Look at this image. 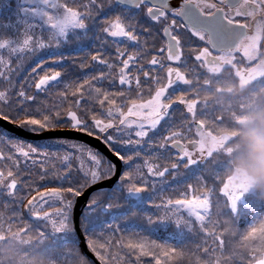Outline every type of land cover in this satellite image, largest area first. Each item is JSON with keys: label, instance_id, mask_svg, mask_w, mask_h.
<instances>
[{"label": "snow or ice", "instance_id": "obj_1", "mask_svg": "<svg viewBox=\"0 0 264 264\" xmlns=\"http://www.w3.org/2000/svg\"><path fill=\"white\" fill-rule=\"evenodd\" d=\"M261 8L264 0H0V215L26 219L58 264H159L138 233L171 238L184 227L180 212L203 230L220 200L245 226L257 223L264 198L222 179L221 163L179 139L178 111L192 105L174 97L190 62L195 71L221 53L260 61L264 36L245 21ZM58 131L93 138L110 155L46 135ZM197 197L209 207H185ZM141 204L175 218L148 214L117 236V218Z\"/></svg>", "mask_w": 264, "mask_h": 264}, {"label": "rangeland", "instance_id": "obj_2", "mask_svg": "<svg viewBox=\"0 0 264 264\" xmlns=\"http://www.w3.org/2000/svg\"><path fill=\"white\" fill-rule=\"evenodd\" d=\"M258 12L260 13V31L255 34L264 36V8L259 9ZM229 57L228 54H220L219 56L222 61L228 60ZM242 65L248 68V70L247 72L244 71L245 69L239 70V72L236 71L237 77L234 73H231L228 65L215 67L208 64L205 68H197L195 71H192V64L190 62L187 68H182V71L189 74V84L174 98L187 100L192 105V111L187 115H182L178 111L177 119L180 123L177 127L182 132L179 139L183 140L185 144L189 146L193 144L198 145L205 150V155H212L214 162H219L223 165L220 171L222 179L229 178L230 180L238 181L242 186L247 185L248 189L254 192L256 196L264 198V185L259 184L254 179L252 167L241 163L232 164L236 155L235 152L230 154V152L235 150L234 144L236 146L239 144L240 133L247 135L249 139L255 138L258 135L261 139L264 138V56L259 61V74H256V77L263 81L260 88L253 86L255 92L249 85L255 78L252 74V68L255 69V67L249 66L244 61ZM245 73L248 74L245 75ZM234 76L237 81L234 80ZM235 82H238L240 87L248 88L250 93L245 92V95H242L241 92L234 90L233 87H236L234 85ZM221 110L229 111L227 115L224 113L220 115ZM233 110L234 112L232 113ZM205 113L217 114L222 119L227 117V122L232 121L236 124L243 121L246 124H251L255 129L248 133L236 131L237 141L230 145L228 140L232 141L234 134H230L231 132L229 131H215L213 126L218 125L220 127L221 124H215L212 127L208 125L204 119H201V116H206ZM22 120L23 118L16 120V122L21 123ZM198 123L200 127L197 126ZM221 123L225 124L224 122ZM229 126H232V123H229ZM223 145L228 146L223 147ZM192 182L194 184L197 183L195 179ZM165 194L170 195L171 193L165 190ZM195 201L199 202L196 204L203 202V209L209 207L206 200L200 201L198 197L189 204H186L185 207L197 209V205L192 203ZM145 211L147 214H151L154 220L175 218L169 215L171 210L153 209L152 212ZM179 217L184 227L178 233L176 229H172L171 238L167 232H150L147 227L138 233L139 237L147 238L148 251L154 257H156L155 254L159 256L156 257L159 260V264H233L234 260H237L240 264H264V216L254 225L245 226L237 217L227 211V205L220 200L219 203L212 206L208 222L205 224L203 230L197 220L187 212H180ZM123 218L118 217L117 219L123 222ZM125 222L129 225L133 223L144 225L146 223L145 219L140 221V219L133 217H129L128 219L126 217ZM27 226L30 227V224ZM184 233H186L185 236H183ZM152 237L161 241L153 240L151 239ZM189 237L195 238L190 239ZM218 238H226V240L215 244ZM186 239L193 240L195 246L190 243L188 246L178 245V243ZM28 244L27 241L23 240V233L19 238H10L4 232H0V250L5 249L8 253H14V250V255H18L19 257V264H52L58 261L56 254L46 244L43 243L36 247L34 246L35 243ZM157 244L163 247L156 249ZM199 244H202L201 248H197ZM210 244H214V247L222 251L223 257H216L209 250L208 246ZM203 247H206L208 250L206 254L202 249ZM217 248L215 249L217 250ZM249 254L250 260L248 259V261L247 256ZM143 264H153V261H144Z\"/></svg>", "mask_w": 264, "mask_h": 264}, {"label": "trees", "instance_id": "obj_3", "mask_svg": "<svg viewBox=\"0 0 264 264\" xmlns=\"http://www.w3.org/2000/svg\"><path fill=\"white\" fill-rule=\"evenodd\" d=\"M233 78H234L235 81H237L236 77H233ZM262 81L263 80L259 79L258 86H257L258 88H260V86L262 85V83H261ZM234 85H236V87H233L234 90H236L238 92H241L242 95H245V92H249L248 88L240 87L238 82H235ZM249 85H250V88L255 92V89L253 88V86L255 87L254 80L251 81L249 83ZM228 111L229 110H221L219 114L222 115V113H224L225 115H227ZM233 112H234V110L232 111V113ZM205 115L206 116H201V119H204L208 125H211V127L213 125H215V124H219V125L221 124L220 127H218V125L213 126L215 131H222V132L229 131V132H231L230 134H234V139L232 141L228 140L230 145L233 142L235 143V141H237L236 140L237 135L235 133L236 131H242L244 133H248L249 131H254V129H255L254 126H251V124H246L243 121L240 122L238 120L240 123L236 124V123H233L232 121L231 122H227L228 121L227 117L222 119L217 114L213 115V114H210V113H205ZM221 122H224L225 124H222ZM14 123H17V122L14 121ZM229 123H232V126H229ZM250 137H252V136H250ZM258 142H262V139H261V137H259V135L257 137H255V138L249 139L247 137V135L240 133V136H239V139H238V143L239 144H237L238 146H236V144H234V149L235 150L230 152V154L235 152V155H236L234 157V161H232L233 162L232 164L241 163L243 165L246 164L247 166L252 167L251 166V160H252V156H253V149L256 146V143H258ZM224 146H228V145H223V147ZM60 166H61L60 163L57 162V168H60ZM119 188H120V185L117 184L116 185V190H119ZM101 195H105L106 196L107 195V190H105L104 193H101ZM121 203L122 204H127V201L122 200ZM192 203L196 204V203H199V202L195 201V202H192ZM202 204H203V202H201L200 204H196V205H197L198 208L203 209L204 206ZM145 210H147L149 212L153 211V209L151 210L149 208H146V207L143 206V204H141L138 208H135L133 210L134 212L132 211L131 214L129 216H127V219L129 217H133V218H136V219H140V221H143L145 219V216L148 215ZM108 219H109L108 216H105L103 218V220H108ZM125 219H126V217L123 218V220H124L123 222H120L117 219V223L119 224V231L116 233L117 236H119L120 233L128 235V229H130L131 225L126 223ZM158 220H160V219H158ZM158 220H154V221H158ZM27 225H29V222L26 219H24V220L15 219V218H13V219H5V218H3L2 215H0V232H4V234L8 235L10 238H13V237H15V238L18 237L19 238V236H21V234L23 233V240L27 241L29 243L28 245H31V243H33V244L35 243L34 244L35 247L38 246V245H42L43 244L41 242L42 238L39 235L38 231L35 228H33L31 226L29 227ZM96 227L102 228L103 227V222H97ZM26 228H27V231L25 230ZM185 235H186V233L183 234V236H185ZM189 238L190 239H194L195 237H189ZM151 239L157 240V241H161V240H159L157 238H154V237H152ZM225 240H226V238H224V239L218 238V240L215 242V244L216 243H222ZM189 243L192 244L193 246H195L193 244L194 243L193 240H188V239H186L185 241H183L181 243H178V245L188 246ZM178 245H176V246H178ZM213 245L214 244H210L208 246L209 250L216 257H223L222 251H219L218 248L214 247ZM162 247H163L162 245L157 244L156 249H160ZM201 247H202V244H199L197 248H201ZM81 248H82V246H81ZM215 248H217V250ZM202 249L204 250L205 254L208 252L206 247H203ZM82 250H83V248H82ZM13 252L14 253H8V251H5V249L0 250V264H19V261H20L19 257H18V255H14L15 254L14 250H13ZM155 256L159 257V256H157V254H155ZM249 258H250V254L247 256V260ZM54 263L58 264V261H55ZM54 263H52V264H54ZM233 264H240V263L237 260H234Z\"/></svg>", "mask_w": 264, "mask_h": 264}, {"label": "flooded vegetation", "instance_id": "obj_4", "mask_svg": "<svg viewBox=\"0 0 264 264\" xmlns=\"http://www.w3.org/2000/svg\"><path fill=\"white\" fill-rule=\"evenodd\" d=\"M258 10L252 12L251 15L245 21V23L249 26L250 32H252L254 34L256 32L260 31V29H259L260 13L258 12ZM221 54H228V53H221ZM228 56H230L228 60L222 61V59L218 57L214 62H211L210 64L215 66V67H218L221 65H223V66L228 65L230 70H231V73L232 74L234 73L236 75V77H237L236 71L239 72V70L242 71L243 69H245L244 71L247 72L248 68L243 67V65H242L243 61L238 60V62L233 63V59H232L231 55L228 54ZM251 67H255V69L252 68V74L255 76V78L253 80H254L255 86L257 87L258 82H259V78L256 77L257 76L256 74H259V62L254 63L253 65H251Z\"/></svg>", "mask_w": 264, "mask_h": 264}, {"label": "water", "instance_id": "obj_5", "mask_svg": "<svg viewBox=\"0 0 264 264\" xmlns=\"http://www.w3.org/2000/svg\"><path fill=\"white\" fill-rule=\"evenodd\" d=\"M197 126L200 127V124L198 123ZM21 135H26V134L22 133ZM46 135H48V136H52V135L61 136L62 135V136L74 137V138H77V139H79V140H81L83 142H87V143L91 144L94 147H98L101 151H103L105 153V155H110L107 152V150L104 149L103 145L99 144L98 141H96L95 139L90 138V137H88L86 135H83V134L74 133V132H59L58 131V132H56L54 134L53 133H49V134H46ZM29 139H35V138L34 137H29ZM121 168H122V165H121ZM115 180H116V177H113L112 181H106L105 182V186L110 185ZM97 187H99V186H97ZM93 190H95V189H89V193L91 191H93ZM87 197H88V193H86L85 197L81 198L79 203L77 204V207L75 209V214H76L77 217L79 216L80 210H81V208L83 206L84 201L87 199ZM81 246H82L83 250L85 251V253L91 259L95 260V257L87 250L86 244H85L83 239L81 240ZM96 264H98V261L96 262Z\"/></svg>", "mask_w": 264, "mask_h": 264}, {"label": "clouds", "instance_id": "obj_6", "mask_svg": "<svg viewBox=\"0 0 264 264\" xmlns=\"http://www.w3.org/2000/svg\"><path fill=\"white\" fill-rule=\"evenodd\" d=\"M264 141V138H262ZM254 179L261 185H264V142L256 143L253 149L251 160Z\"/></svg>", "mask_w": 264, "mask_h": 264}]
</instances>
